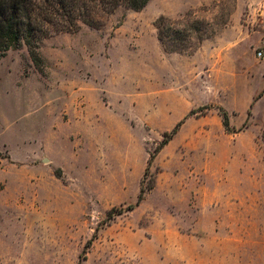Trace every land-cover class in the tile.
I'll use <instances>...</instances> for the list:
<instances>
[{"label": "rangeland", "instance_id": "1", "mask_svg": "<svg viewBox=\"0 0 264 264\" xmlns=\"http://www.w3.org/2000/svg\"><path fill=\"white\" fill-rule=\"evenodd\" d=\"M100 20L0 60V264H264V0Z\"/></svg>", "mask_w": 264, "mask_h": 264}, {"label": "trees", "instance_id": "2", "mask_svg": "<svg viewBox=\"0 0 264 264\" xmlns=\"http://www.w3.org/2000/svg\"><path fill=\"white\" fill-rule=\"evenodd\" d=\"M124 2L132 10H141L149 0H0V60L10 51L25 46L34 67L42 72V60L38 53L41 40L58 33H74L79 24L98 27L100 17L113 12ZM177 22L158 19L154 26L159 42L169 52L184 53L201 42V35H192L196 29L193 24L175 27ZM179 28L181 30H179ZM222 124L228 131L226 111L218 109ZM249 114V113H248ZM174 132L165 133L162 144H166ZM151 160L148 161V163ZM142 199L140 192L137 202ZM114 209L115 215L129 211ZM108 213V218L113 213Z\"/></svg>", "mask_w": 264, "mask_h": 264}, {"label": "built area", "instance_id": "3", "mask_svg": "<svg viewBox=\"0 0 264 264\" xmlns=\"http://www.w3.org/2000/svg\"><path fill=\"white\" fill-rule=\"evenodd\" d=\"M256 57L258 59H264V40L261 47L258 49V51H256Z\"/></svg>", "mask_w": 264, "mask_h": 264}, {"label": "crops", "instance_id": "4", "mask_svg": "<svg viewBox=\"0 0 264 264\" xmlns=\"http://www.w3.org/2000/svg\"><path fill=\"white\" fill-rule=\"evenodd\" d=\"M264 98V97H263Z\"/></svg>", "mask_w": 264, "mask_h": 264}]
</instances>
